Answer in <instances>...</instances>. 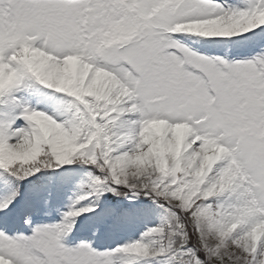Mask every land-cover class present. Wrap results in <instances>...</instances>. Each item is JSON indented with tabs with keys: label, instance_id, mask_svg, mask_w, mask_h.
Wrapping results in <instances>:
<instances>
[{
	"label": "snow or ice",
	"instance_id": "snow-or-ice-1",
	"mask_svg": "<svg viewBox=\"0 0 264 264\" xmlns=\"http://www.w3.org/2000/svg\"><path fill=\"white\" fill-rule=\"evenodd\" d=\"M41 195L0 264H264V0H0V221Z\"/></svg>",
	"mask_w": 264,
	"mask_h": 264
},
{
	"label": "rangeland",
	"instance_id": "rangeland-1",
	"mask_svg": "<svg viewBox=\"0 0 264 264\" xmlns=\"http://www.w3.org/2000/svg\"><path fill=\"white\" fill-rule=\"evenodd\" d=\"M57 176H59V174H57ZM52 183H53V188L55 189L57 186L56 180L54 179ZM60 184H61V179L59 180V187ZM25 194H27L26 196H29V191L27 190ZM43 199L44 198L42 195L39 197L33 196V201H34L33 208H31L27 212H21L19 210L13 212L10 216H8L4 220V222L15 221L13 227L11 226L8 229L7 228L4 229L6 225L4 223H1L0 229H4L8 231L9 234H15L18 231L23 232L25 234H31L37 225L59 222L62 219V213L67 210L70 201L67 198H65L63 195H54L51 202L45 205ZM29 216L31 222L25 223L26 217ZM135 234L136 233L131 231L118 229L115 231L114 235L111 238L108 239L105 238V240L110 241V245H114L115 243L123 242L124 240L132 237ZM85 239L92 240L93 245L96 247L102 248L107 246L103 244L104 241L101 242V244H98L99 242L96 240L97 238L93 240L91 229H82L79 226L76 229H74L72 233L65 236L63 242L68 246H76L81 240H85Z\"/></svg>",
	"mask_w": 264,
	"mask_h": 264
},
{
	"label": "bare ground",
	"instance_id": "bare-ground-1",
	"mask_svg": "<svg viewBox=\"0 0 264 264\" xmlns=\"http://www.w3.org/2000/svg\"><path fill=\"white\" fill-rule=\"evenodd\" d=\"M6 227H8V226H6Z\"/></svg>",
	"mask_w": 264,
	"mask_h": 264
}]
</instances>
